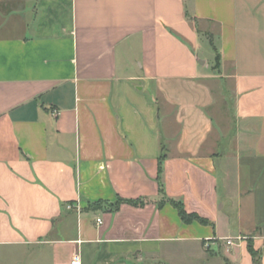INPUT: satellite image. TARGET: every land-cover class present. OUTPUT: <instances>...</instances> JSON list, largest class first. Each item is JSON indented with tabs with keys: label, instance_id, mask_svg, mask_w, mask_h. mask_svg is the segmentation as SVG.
<instances>
[{
	"label": "crops",
	"instance_id": "1",
	"mask_svg": "<svg viewBox=\"0 0 264 264\" xmlns=\"http://www.w3.org/2000/svg\"><path fill=\"white\" fill-rule=\"evenodd\" d=\"M249 242L264 264V0H0V264H254Z\"/></svg>",
	"mask_w": 264,
	"mask_h": 264
},
{
	"label": "trees",
	"instance_id": "2",
	"mask_svg": "<svg viewBox=\"0 0 264 264\" xmlns=\"http://www.w3.org/2000/svg\"><path fill=\"white\" fill-rule=\"evenodd\" d=\"M166 201L171 202L178 209L179 214H180V216L184 222L191 223L192 221L197 220L203 224H212V222L208 218L200 216L198 213H189L185 209L184 204L181 200L165 198V199L161 200L160 204H163ZM132 202L139 203L140 201H132ZM118 203H119V201H118ZM248 248H249V251L251 252V254L253 256L254 264H260V255L256 251V249L254 248L252 242H249Z\"/></svg>",
	"mask_w": 264,
	"mask_h": 264
},
{
	"label": "rangeland",
	"instance_id": "3",
	"mask_svg": "<svg viewBox=\"0 0 264 264\" xmlns=\"http://www.w3.org/2000/svg\"><path fill=\"white\" fill-rule=\"evenodd\" d=\"M199 53L201 54V57L204 59H210V62L214 61L215 57V51L212 47V44L210 43L209 40L204 39L201 41L199 48H198ZM217 96H220L217 94ZM218 98V97H217ZM225 98L228 99V97L225 96ZM217 105L221 106L222 112H221V121L223 124H226L229 122V114H230V109H231V101L228 99V101L225 99L224 96L221 97V100L219 99V103Z\"/></svg>",
	"mask_w": 264,
	"mask_h": 264
},
{
	"label": "built area",
	"instance_id": "4",
	"mask_svg": "<svg viewBox=\"0 0 264 264\" xmlns=\"http://www.w3.org/2000/svg\"><path fill=\"white\" fill-rule=\"evenodd\" d=\"M98 222L101 223V219H98ZM245 237L238 236L236 239H243ZM226 242L228 246H233L235 244V238L227 237ZM69 264H82V259L80 253H76L73 255L72 259L70 260Z\"/></svg>",
	"mask_w": 264,
	"mask_h": 264
}]
</instances>
